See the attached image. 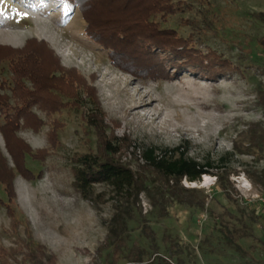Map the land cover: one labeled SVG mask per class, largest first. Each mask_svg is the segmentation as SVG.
I'll return each instance as SVG.
<instances>
[{
	"label": "rangeland",
	"instance_id": "obj_1",
	"mask_svg": "<svg viewBox=\"0 0 264 264\" xmlns=\"http://www.w3.org/2000/svg\"><path fill=\"white\" fill-rule=\"evenodd\" d=\"M174 1L182 4L164 26L239 71L215 80L188 68L176 75L173 67L171 79L137 76L112 64L109 50L87 36L81 12L66 0H0V45L25 55L43 43L49 56L38 58L45 71L69 84L74 69L72 83L85 100L50 114L36 105L44 125L18 131L35 174L15 171L8 196L7 183H0V264H264V0ZM20 55L0 64L1 81L12 83L10 61ZM88 88L109 133L133 141L119 159L146 184L137 200L114 199L97 184L101 196L93 204L73 186L75 157L97 148L84 117L92 106ZM179 145L188 157L212 163L207 185L183 179L173 191L172 181L142 155L146 147ZM0 151L15 169L1 131ZM118 212L128 219L124 249L111 233Z\"/></svg>",
	"mask_w": 264,
	"mask_h": 264
},
{
	"label": "trees",
	"instance_id": "obj_2",
	"mask_svg": "<svg viewBox=\"0 0 264 264\" xmlns=\"http://www.w3.org/2000/svg\"><path fill=\"white\" fill-rule=\"evenodd\" d=\"M81 12L86 22V34L95 43L106 50L114 66L119 69L142 77L171 79L168 73L170 67L175 69L176 75L183 68H188L196 75L216 79L239 71L229 60L224 59L216 52L208 50L203 53L189 40L178 35L175 29L164 26L168 17L180 9L182 3L174 0H66ZM30 43H37L35 40ZM264 45V39L262 40ZM44 44L33 45V50L20 55L24 50L14 49L11 46L0 45V64L15 54L17 60L10 61L12 83L0 80V131L5 139L8 152L14 160L15 169L9 167L6 158L0 151V183L5 184L4 192L12 193L14 172L24 176L34 175L26 163V149L28 146L18 136L22 127H31L38 130L44 121L33 112V107L54 113L62 104L71 103L82 105L85 100L82 93H78L74 86L76 71L69 69V84L63 77L52 75L48 66L39 61ZM41 52V53H40ZM58 67L59 62L55 61ZM26 80L32 83L28 88ZM73 82V83H72ZM66 84V85H65ZM87 95L92 99V106L84 113L87 126L97 137L96 150L75 157L72 168L74 175L73 186L82 199L95 204L94 186L103 184L114 194L130 196L138 199L139 195L147 190L145 182L138 179L136 173L123 164L119 155L125 146L133 141L126 135L116 136L106 123V116L95 92L88 88ZM1 90L5 91L2 92ZM10 91L11 96L6 92ZM67 95L70 100L60 101V95ZM66 96V97H67ZM15 100V104L10 101ZM55 136L50 133V139ZM260 142L264 143V129L260 133ZM188 148L179 145L172 149H162L156 146L146 147L143 157L148 166L162 174L168 183L172 181L173 191H178L183 179L190 182L201 181L203 175L210 174L212 163H201L188 157ZM31 174V175H30ZM11 181V182H10ZM9 186V187H8ZM8 196V195H7ZM131 218V217H128ZM127 220L121 218L119 212L112 219L111 233L118 237L122 249L127 245ZM229 241V239H228ZM119 250V249H118Z\"/></svg>",
	"mask_w": 264,
	"mask_h": 264
},
{
	"label": "bare ground",
	"instance_id": "obj_3",
	"mask_svg": "<svg viewBox=\"0 0 264 264\" xmlns=\"http://www.w3.org/2000/svg\"><path fill=\"white\" fill-rule=\"evenodd\" d=\"M209 181H210V178L206 175V176L203 178V180L200 181V184L203 185V186H205V185H207V184L209 183ZM193 184H194L195 186L199 185V184H197L196 182H193Z\"/></svg>",
	"mask_w": 264,
	"mask_h": 264
}]
</instances>
